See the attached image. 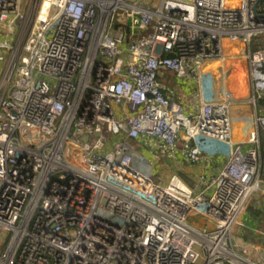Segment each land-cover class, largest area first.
Segmentation results:
<instances>
[{
  "label": "built area",
  "instance_id": "1",
  "mask_svg": "<svg viewBox=\"0 0 264 264\" xmlns=\"http://www.w3.org/2000/svg\"><path fill=\"white\" fill-rule=\"evenodd\" d=\"M1 38L0 264H262L231 235L263 182L264 114L236 143L237 101L206 98L203 80L242 43L258 111L264 0H0ZM165 71L200 84L199 112L165 93ZM145 139L182 142L192 165L201 140L230 155L218 176L164 185L131 144Z\"/></svg>",
  "mask_w": 264,
  "mask_h": 264
},
{
  "label": "crops",
  "instance_id": "2",
  "mask_svg": "<svg viewBox=\"0 0 264 264\" xmlns=\"http://www.w3.org/2000/svg\"><path fill=\"white\" fill-rule=\"evenodd\" d=\"M128 3L141 5L143 7H151L146 0H142V2L139 0V3ZM238 45L239 43L232 45L228 44V49L230 50ZM246 62L247 67H243L241 62L238 61L235 56H231L229 61H227L224 66L216 60L211 61L207 65V71L212 77L211 79L214 87L211 97L217 101H222L226 97L237 101L231 109L233 138L236 143H242L246 139V136L251 129V125L255 123L257 115L264 114L263 110L258 109V111H256L255 107L248 103V100L252 96V84L247 59ZM248 82L250 86H248ZM159 83L171 99L178 101L183 106V111L186 115L199 112L202 105V96L200 92V84L198 82L192 80H180L173 73L165 71L161 73ZM117 110L120 111V109ZM262 131H264V129L260 130V134ZM259 140L261 155L260 135ZM201 142L204 147L203 161L202 164L199 165H192L189 163L186 155V148L182 142H179L174 149L169 150V152L171 151V154H168V156L170 155L169 157L173 161L174 166L173 175H178L188 185H192L200 174L218 176L226 166L229 159V148L223 143L208 140H201ZM133 143H136V146H134L135 148L143 150L142 153H144V156L148 159V161H154L156 153H159L162 150H164L163 152L167 151L163 148L161 143L152 139L131 142L132 145ZM249 147L250 145L248 143H244L245 149H248ZM206 157L211 158L212 163L210 165L205 163ZM146 167L147 171L153 173L155 171L154 169L160 168V165L155 168H150L148 165H146ZM262 181L264 183V180ZM262 212L263 215L257 221H261L263 219V209ZM249 222L251 224V221ZM257 238V242L255 239L249 243L251 246L250 257L254 260L264 262V257L261 256L264 254V237L258 236Z\"/></svg>",
  "mask_w": 264,
  "mask_h": 264
},
{
  "label": "rangeland",
  "instance_id": "3",
  "mask_svg": "<svg viewBox=\"0 0 264 264\" xmlns=\"http://www.w3.org/2000/svg\"><path fill=\"white\" fill-rule=\"evenodd\" d=\"M29 0H25V2L27 3ZM127 2H137L139 3V0H126ZM142 2V0H140ZM159 0H146V2L148 4H150V6L156 5V3H158ZM0 43H4L3 38L0 39ZM237 44V43H236ZM260 44V39L255 40L253 45H258ZM232 45V44H231ZM248 53V49L241 43H239L238 46L231 48L230 50L228 49V43L225 44L224 46V54L227 57V61H229V58L231 56H235L237 58L238 61L241 62V64L243 65V67H247V62L245 59V55ZM6 59V53H5V58ZM2 68V64H0V70ZM212 77L209 75L208 78H204L203 80V87H204V95L206 98H208L209 96L212 95L213 93V81L211 79ZM248 86H250L249 82H248ZM133 146H136V143H133ZM143 148V147H142ZM145 148V146H144ZM138 150V149H137ZM164 150L160 151L159 153L155 154V159L154 161L149 160L145 157V163L153 168L157 167L160 165L159 169H154L155 171L154 173V178L158 179L160 178L163 181L164 185H168V183L170 182L173 174H174V169H173V161L170 159V155L168 156V154H171V151H165ZM143 150L139 149L138 153L142 156H144V153H142ZM264 195V183H261L260 186V190L258 192H256V194L254 195V197L252 196V198L249 200V202L247 203L246 209L244 214L241 216V218L239 219V223L236 225L235 228H233L232 230V235L231 237L233 238V242L236 243L239 247H247L249 250L251 249V246L249 245V243L252 240H255L257 242V237L258 236H262L264 237V216L263 219L261 221H257V220H252L251 224H250V220H249V213L247 211V209L253 204V200L258 199L259 197ZM258 207H260L261 209L264 210V205L260 206L258 205ZM189 223L192 226H195L197 228H199L200 230L204 231V232H208V231H214L216 230V225L212 224L211 222H209L208 220H206L205 218H203L202 216L196 215V216H192V218L189 220ZM263 233V234H262ZM248 243V244H247ZM261 255V254H260ZM262 257H264V254L261 255ZM259 261V260H257ZM260 263L264 264L263 261H259Z\"/></svg>",
  "mask_w": 264,
  "mask_h": 264
},
{
  "label": "trees",
  "instance_id": "4",
  "mask_svg": "<svg viewBox=\"0 0 264 264\" xmlns=\"http://www.w3.org/2000/svg\"><path fill=\"white\" fill-rule=\"evenodd\" d=\"M256 40H258V39H256ZM254 41L252 42V46H251V49L253 51L257 50L259 45H260V44L253 45ZM260 43H261V39H260ZM257 106H258V109H261L264 111V97L257 99ZM260 136H261V172H260V178H261V180H264V131L261 132ZM254 195H253V197H254ZM252 203L253 204L247 209V211L249 213L248 218L250 221L258 220L263 215L262 209L260 207H258V205H260V206L264 205V196L263 197L261 196L258 199L253 200Z\"/></svg>",
  "mask_w": 264,
  "mask_h": 264
}]
</instances>
